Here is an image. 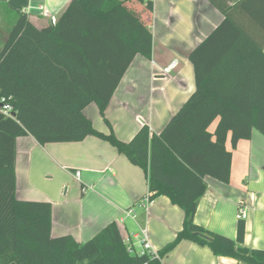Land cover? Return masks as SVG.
I'll return each instance as SVG.
<instances>
[{"label": "trees", "instance_id": "1", "mask_svg": "<svg viewBox=\"0 0 264 264\" xmlns=\"http://www.w3.org/2000/svg\"><path fill=\"white\" fill-rule=\"evenodd\" d=\"M207 1L224 19L189 54L194 91L159 134L143 125L128 142L106 120L108 134L95 130L83 110L94 103L104 117L134 57L151 58L149 23L131 5L151 14L153 2L71 0L55 25L40 29L25 13L15 15L0 49V106L13 110L12 119L0 113V264H78L79 244L50 235L51 204L16 199V139L23 136L40 145L106 141L142 169L151 201L164 196L184 212L181 230L158 258L129 254L111 223L92 240L102 257L84 264H162L182 241L241 264H264V250L243 245L242 218L235 240L194 222L205 178L229 182L228 134L232 148L252 129L264 135V8H250L253 0Z\"/></svg>", "mask_w": 264, "mask_h": 264}, {"label": "crops", "instance_id": "2", "mask_svg": "<svg viewBox=\"0 0 264 264\" xmlns=\"http://www.w3.org/2000/svg\"><path fill=\"white\" fill-rule=\"evenodd\" d=\"M70 1L0 0L1 44L18 12L25 13L40 29L50 25L51 17L58 20ZM251 2L250 8H264V0ZM131 7L149 23L153 36L151 58L134 57L104 117L94 103L83 110L95 130L108 134L106 120L123 142L130 141L143 125L159 134L186 102L194 91L189 54L224 19L207 0H155L151 14L138 5ZM217 122L218 119L209 127L210 132ZM225 147L232 153L229 182L205 178L206 190L198 200L194 222L235 240L242 212L243 245L264 250V135L252 129L249 139L239 140L232 148L228 134ZM15 175L16 199L51 204L50 235L70 236L79 244L74 251L78 264L102 257L92 240L111 223L117 225L122 239H131L136 252L141 251L142 230L158 251L174 240L183 225V210L167 197H158L142 207L140 204L149 195L142 169L93 136L80 142L45 145L38 144L32 136L18 137ZM129 208L134 218L125 215ZM162 264L241 263L215 256L208 247L182 241L163 258Z\"/></svg>", "mask_w": 264, "mask_h": 264}, {"label": "built area", "instance_id": "3", "mask_svg": "<svg viewBox=\"0 0 264 264\" xmlns=\"http://www.w3.org/2000/svg\"><path fill=\"white\" fill-rule=\"evenodd\" d=\"M144 1H147V0H144ZM150 1L154 2L155 0H150ZM55 23H56V19L54 17H51L50 18V24L51 25H55ZM165 70L168 71L169 70V67L166 68ZM3 101L4 100H2V102ZM0 113L4 117H6V118H11V119L13 118V110H12L11 106L8 105V104H3V105L0 106ZM75 176L78 178L79 177V173L77 172L75 174ZM151 202L152 201L150 200L149 195H147L143 199V201H142V203L140 205L142 207L146 208L149 204H151ZM125 215L127 217H131V218H134L135 217V213H134V211H133L132 208L127 209L125 211ZM242 217H243V213L240 212L239 213V218H242ZM123 243L126 246V249H127V251H128L129 254L142 255V254L146 253V254H149L153 258H158V252L150 244L145 230H142L141 231V239H140V243H139L140 248H141V251L140 252H136L134 250V245L132 244V241H131L130 238L127 237V238L123 239Z\"/></svg>", "mask_w": 264, "mask_h": 264}, {"label": "rangeland", "instance_id": "4", "mask_svg": "<svg viewBox=\"0 0 264 264\" xmlns=\"http://www.w3.org/2000/svg\"><path fill=\"white\" fill-rule=\"evenodd\" d=\"M3 40V34H1V31H0V49H1V46H2V44H1V41ZM113 131V130H112ZM28 188H29V184H28Z\"/></svg>", "mask_w": 264, "mask_h": 264}]
</instances>
